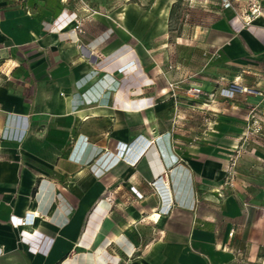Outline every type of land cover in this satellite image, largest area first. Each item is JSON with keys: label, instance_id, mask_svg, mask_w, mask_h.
Masks as SVG:
<instances>
[{"label": "crops", "instance_id": "obj_1", "mask_svg": "<svg viewBox=\"0 0 264 264\" xmlns=\"http://www.w3.org/2000/svg\"><path fill=\"white\" fill-rule=\"evenodd\" d=\"M177 1L0 0V264H264V169L224 183L235 140L172 129Z\"/></svg>", "mask_w": 264, "mask_h": 264}, {"label": "rangeland", "instance_id": "obj_2", "mask_svg": "<svg viewBox=\"0 0 264 264\" xmlns=\"http://www.w3.org/2000/svg\"><path fill=\"white\" fill-rule=\"evenodd\" d=\"M263 12L260 0H178L165 45L155 52L167 98H174L175 134L232 137L234 180L242 170L264 169V58L250 46L249 54L231 60L223 46L233 33L252 29Z\"/></svg>", "mask_w": 264, "mask_h": 264}, {"label": "built area", "instance_id": "obj_3", "mask_svg": "<svg viewBox=\"0 0 264 264\" xmlns=\"http://www.w3.org/2000/svg\"><path fill=\"white\" fill-rule=\"evenodd\" d=\"M228 175H229L230 182L228 181L227 183H232L233 180H234V177H235V171L233 170L232 166H230V168H229ZM164 210L168 212L169 211V207L165 208ZM15 222H16V224H22V223L26 222V220L23 219V218H20V219H17V221H15Z\"/></svg>", "mask_w": 264, "mask_h": 264}]
</instances>
